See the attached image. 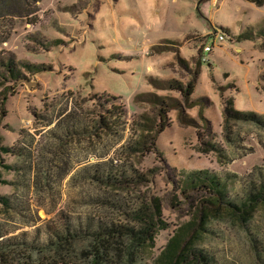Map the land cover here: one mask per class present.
I'll return each instance as SVG.
<instances>
[{
  "label": "rangeland",
  "instance_id": "rangeland-1",
  "mask_svg": "<svg viewBox=\"0 0 264 264\" xmlns=\"http://www.w3.org/2000/svg\"><path fill=\"white\" fill-rule=\"evenodd\" d=\"M39 6L33 14L37 24L30 23L31 15L0 17V73L7 75L3 64L8 57L52 67L36 74L25 71L31 84L7 81L15 92L3 105L0 132L4 144L15 146L19 155H3L17 170L1 169L2 179L14 184L0 183V192L13 194L22 205L19 211L0 207L3 232H33L61 211L63 216L135 224L129 215L157 197L169 227L158 233L155 247L144 248L139 262L154 264L177 227L197 217L200 207L214 208L201 203L209 197L204 189L183 190L179 171L208 168L240 200L247 196L250 181L264 177V130L241 124L236 144L228 141L222 98L234 96L238 109L264 113V37L237 38L264 25V3L43 0ZM38 31L62 42L45 46L28 38ZM155 45L172 49L157 51ZM196 72L194 104L182 108L192 121H183L181 107L171 106L164 131L157 134L162 157L127 151V143L139 139L144 129L155 134L160 128L154 94L183 103L181 92L164 88L161 80L187 83ZM102 118L113 122L112 130ZM208 143H216L222 152L207 151ZM91 165H98V176L91 174L94 170L77 175ZM132 168L147 174L146 180L138 181L140 174ZM231 213L221 207L210 214L205 224L211 231L198 248L218 264H251L246 232ZM254 217L263 223L264 233L263 204L256 206Z\"/></svg>",
  "mask_w": 264,
  "mask_h": 264
},
{
  "label": "trees",
  "instance_id": "trees-1",
  "mask_svg": "<svg viewBox=\"0 0 264 264\" xmlns=\"http://www.w3.org/2000/svg\"><path fill=\"white\" fill-rule=\"evenodd\" d=\"M42 1L0 0V17L31 15L30 23L37 24L38 20L33 18V14L37 15ZM250 1L258 5L264 3V0ZM56 26L58 28L61 27L59 23ZM224 31L229 33L228 35H232V38L234 37L229 28H225ZM248 31V33L239 34L237 38L240 40L243 37L254 39L256 35L264 37V25L256 26L254 29L250 28ZM28 38L45 46L62 42L61 39H46L43 31L29 34ZM167 42L176 43L173 40ZM160 46L155 45L153 49L157 51L172 49L161 48ZM199 63L200 65L202 64L200 60ZM3 65L7 67V75L0 73L3 78H0V86L3 87V90H0V95L3 94V97L0 98L2 99L0 101V126L3 116L6 115L3 105L6 104L8 97L15 92L12 84H8L7 81L12 79L17 85L27 79L25 71L36 74L37 72L52 69L51 66L44 63H33L28 59L16 60L15 57H8ZM197 75L198 72L187 83L178 79L161 80L164 88L176 89L181 92L183 103L180 99L173 96L154 94L153 96L159 104L160 128L156 130L155 134L149 128L144 129L139 139L127 143V151L132 153L141 152L142 154L144 152H154L162 157L163 153L157 144V134L164 131L163 127L167 112L172 108V105L181 107L180 118L183 121H188V119V122L192 121L190 118H185L186 114L183 109L194 104L191 96L195 91ZM222 98L224 103L223 127L225 138L228 141L236 144L235 139L240 137L238 128L241 124H252L264 130V113L253 109H238L235 106L234 96L223 94ZM113 106L116 107L115 105ZM109 111L112 113L116 112L113 108L109 109ZM203 118L205 119V117ZM102 123L110 130L114 127L113 122L104 118H102ZM71 134H67V136L70 135L68 138L71 137ZM3 141L4 136L0 132V183L13 185V180L2 179L1 169L4 168L7 171L13 169L16 171L17 169L13 164L5 162L3 155H19V151L15 146L4 144ZM208 145L207 151L222 152V149L216 143H208ZM92 170L94 172L91 174L98 176L96 174L99 171L98 165L84 167L77 171V175L90 173ZM132 171L135 174H140L134 168H132ZM179 174H181L180 183L185 187L184 189L182 188L184 191L187 189H204L209 194V197L202 199L201 203L209 202L214 208L200 207L197 217L177 227L169 237L166 245L154 258V264H218L211 254L202 248H198V242L205 238V234L208 231H211L205 224L210 221V214L220 211L221 207H225L228 212L231 211L230 215L237 220L246 232L249 252L252 258L250 263L264 264L263 223L256 221L254 217L256 206L260 203L264 205V177L250 181L247 196L240 200L233 198L230 195L227 183L208 168L183 169L179 171ZM127 175L126 173L124 177ZM146 176L147 174H140L136 179L143 181L146 180ZM21 205L20 199L15 198L13 194L0 192V207L3 211L8 212L11 209H18L19 211ZM129 216L135 221V224L129 222L119 223L111 219L94 216H86L85 218L79 215L73 217L71 214L63 216V211H61L56 219L45 222L43 227L40 226L33 232L25 230L20 234L8 235L3 232V227L0 226V264H139L143 260L142 252L144 248L146 246L155 247L158 233L167 229L169 224L163 219V207L157 197L150 202H146L145 205H141ZM198 220H200L199 228L193 231L192 228L198 225ZM43 231L45 232V237L42 239L40 236Z\"/></svg>",
  "mask_w": 264,
  "mask_h": 264
},
{
  "label": "built area",
  "instance_id": "built-area-1",
  "mask_svg": "<svg viewBox=\"0 0 264 264\" xmlns=\"http://www.w3.org/2000/svg\"><path fill=\"white\" fill-rule=\"evenodd\" d=\"M219 39H225V37L222 34H220ZM206 49L209 51L212 50V45L209 43L206 44ZM209 51H207V52H209Z\"/></svg>",
  "mask_w": 264,
  "mask_h": 264
},
{
  "label": "water",
  "instance_id": "water-1",
  "mask_svg": "<svg viewBox=\"0 0 264 264\" xmlns=\"http://www.w3.org/2000/svg\"><path fill=\"white\" fill-rule=\"evenodd\" d=\"M23 81L26 82L27 84H31V83H32L29 79H24ZM36 84H37V83L35 82V85H36Z\"/></svg>",
  "mask_w": 264,
  "mask_h": 264
}]
</instances>
